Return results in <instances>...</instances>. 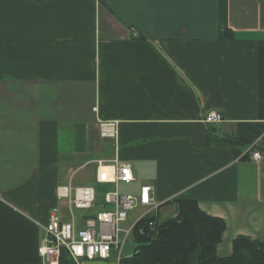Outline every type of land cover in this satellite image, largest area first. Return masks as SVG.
<instances>
[{"label": "crops", "instance_id": "obj_1", "mask_svg": "<svg viewBox=\"0 0 264 264\" xmlns=\"http://www.w3.org/2000/svg\"><path fill=\"white\" fill-rule=\"evenodd\" d=\"M213 111L223 121L206 122ZM103 121L116 139L102 137ZM210 136L240 138L263 159ZM262 147L264 0H0V264H44L51 212L72 220L61 185L95 188L94 207H72L77 229L112 207L114 190L151 185L161 220L194 199L226 221L217 252L230 256L238 235L264 234ZM116 158L133 181L98 166ZM58 264L75 263L63 252Z\"/></svg>", "mask_w": 264, "mask_h": 264}, {"label": "built area", "instance_id": "obj_2", "mask_svg": "<svg viewBox=\"0 0 264 264\" xmlns=\"http://www.w3.org/2000/svg\"><path fill=\"white\" fill-rule=\"evenodd\" d=\"M208 123L223 121V116L219 112H210L205 118ZM100 130L102 137L116 139L118 130L116 122H101ZM250 158L256 161L263 159L261 151L253 146L249 148ZM103 165L113 167V178L115 182L133 181L134 175L131 164L114 160H99L98 166ZM107 179V174H103ZM152 186L144 184L138 196L123 195L118 190L106 193L105 201L111 204L110 209H104L97 213L95 218H90L85 228L77 229L75 226L72 207L79 209H89L94 207L96 191L93 186H80L73 188L70 185H61L57 189L60 198L69 200L72 220H63L57 209H54L44 226L45 235L39 246V253L44 264H58V258L63 252L73 260L75 264H84L86 260H107L117 252V257H121L123 245L130 236H134V229L137 222L124 227L129 211L137 206H146L148 213L157 212L159 204L151 196ZM74 196L72 197V194Z\"/></svg>", "mask_w": 264, "mask_h": 264}, {"label": "trees", "instance_id": "obj_3", "mask_svg": "<svg viewBox=\"0 0 264 264\" xmlns=\"http://www.w3.org/2000/svg\"><path fill=\"white\" fill-rule=\"evenodd\" d=\"M209 143L229 145L237 155L240 148L252 145L233 136H210ZM173 203L176 207L173 216L161 220L153 212L137 221L133 236L137 243L135 252L122 257L119 264H188L194 252H199V264H246L251 259H264V234L258 238L238 235L233 240L232 254L221 257L217 249L226 221L205 212L194 199H177Z\"/></svg>", "mask_w": 264, "mask_h": 264}, {"label": "rangeland", "instance_id": "obj_4", "mask_svg": "<svg viewBox=\"0 0 264 264\" xmlns=\"http://www.w3.org/2000/svg\"><path fill=\"white\" fill-rule=\"evenodd\" d=\"M82 176V173H79L78 175H76L75 179H79ZM127 186V185H126ZM97 191H98V199L103 197L104 191L102 190L101 186H97ZM138 195V194H136ZM99 203V201H98ZM164 207L161 208L160 213L158 214L161 218L162 217H166V212L165 209H163ZM147 210V207L144 206H137L136 208L132 209L129 211V215H128V219L126 222L123 223L124 227H128L131 224H133L134 222H136L137 218ZM76 212V216L77 218H79L80 216V212L78 210H75ZM96 211H98V206L96 208H94L93 210H91L90 213H96ZM137 243L134 240L133 235L130 236V238L128 239V241L123 245L122 248V257H129L132 256L135 252ZM117 256V252H113V256L110 259L107 260H97L94 261L95 263L93 264H118V258Z\"/></svg>", "mask_w": 264, "mask_h": 264}]
</instances>
